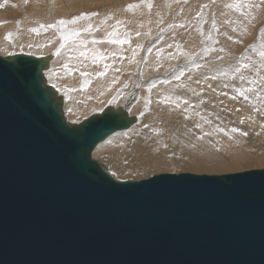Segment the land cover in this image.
I'll return each instance as SVG.
<instances>
[{"label":"water","instance_id":"obj_1","mask_svg":"<svg viewBox=\"0 0 264 264\" xmlns=\"http://www.w3.org/2000/svg\"><path fill=\"white\" fill-rule=\"evenodd\" d=\"M51 57L0 56V264H264V169L118 181L92 157L135 123H69Z\"/></svg>","mask_w":264,"mask_h":264},{"label":"bare ground","instance_id":"obj_2","mask_svg":"<svg viewBox=\"0 0 264 264\" xmlns=\"http://www.w3.org/2000/svg\"><path fill=\"white\" fill-rule=\"evenodd\" d=\"M72 2L69 6H67V8L63 7V5H58V8L56 10L52 9L49 5H41L39 3H34L33 7H40L41 13L39 12L40 14L38 15L37 19H39V21L41 20V23L38 26L34 22H29L27 20V17L22 18L24 20L23 21L24 24L26 25L25 29L27 30L25 31V33L28 34V37L26 36L27 38L24 40L23 44L20 43L21 44L20 47H22L23 45L26 50L32 48L30 49V51L31 50L38 51L39 46L46 44V46H49L48 49L52 50L49 54H45L43 56V58L44 57L52 58L50 60L49 66L43 69L46 84L48 86H51L54 90H56L57 98H62L63 100L62 107H64V110L69 111V113L71 111V119H70V115L69 117L67 116V119L69 123L73 125L76 124L74 123L75 121L73 122V119L74 120L75 118L77 120L80 118L83 119V117L85 118L86 114L87 116L90 115L89 112L90 113L99 112L100 109H102V107H103L102 110H104L106 107H109L110 105L113 106L114 105L113 102H117V100L120 98L121 99L126 98V101H128V99L130 101H134L135 99H137L134 102L137 103L138 99L142 95L147 97L146 95L148 94V91H151L152 95L148 94V96L150 95L154 97L152 98L154 99L153 102L154 103L156 102L154 104L155 108L153 107L155 111H153L154 114L152 113L149 116H147L144 119V121H142V123L145 125V127L148 126L147 129L149 130L151 129L158 134L159 133L162 134L163 137L162 136L161 137L165 140L164 141L165 144L161 146L164 149H162L158 153H155L156 149L154 150V152H152L153 149L150 148L148 145L150 143L151 144L155 143L159 140H154L152 137L148 136L150 133L147 135L146 130L143 129H142L143 131L141 130L142 133L140 132L142 134L141 135L142 137L138 135L139 138L138 137L132 138L131 141H129L131 138L125 141L119 135H116L115 138L110 137L111 139L107 140L105 145L101 146L102 144H100V146L96 148V154L100 155L99 157L107 164L108 168L112 170L113 173L130 176L127 174L133 173L132 170H130L133 165L135 166L139 165L140 167L149 170L155 167L168 165L169 164L167 162L168 159H172V161L177 166L178 165H186L193 167L198 166L202 170L212 169V168H225L228 166H241L244 163H255L260 166H264V133L261 132V130H264V128L261 129V126H257V127L255 126L258 121L264 122V64H262L263 62L252 63V61L249 60L250 58L248 57L249 59L248 58L244 59L245 62L243 61L236 63L234 64V67H229V68L226 67L228 68L227 71H224L223 65H215V64L210 65L208 66L207 70L206 68L205 69L203 68L206 71H202L201 74L199 73L200 76L199 75L197 76L198 79H196L197 77L195 78L194 75L192 77H194L195 80L189 78L191 77L190 75L191 73H190L189 74L190 76L185 81V83L188 82V84L190 85L182 88L178 86L177 82L169 83L166 87L162 86V83L160 82L161 77H157L155 79L154 78L151 79L150 77L145 78L147 77V75L145 74V70H146L145 69L144 74H142L143 71L140 74L141 79H139L134 86L131 82L132 81L131 77L133 75L132 71L134 70V68H132L133 67L132 65L135 64L136 60L138 62H142L143 65H145L147 61L145 60L140 61V59L138 58V54L132 51L133 48H131L129 44L120 45L119 43H116L121 41L132 43L127 33L121 32L120 34H116L114 30L115 23L117 21L122 22L123 18L107 17L108 12H110L113 8L117 9L121 0H103L98 5H96V7H92V5H90L89 3H85V4L80 3L79 6H76L75 3ZM193 2L197 3L198 1L193 0ZM126 6L127 5H124V7ZM13 8L12 10H16ZM17 8L19 9L21 8V6L17 5ZM132 8L133 7H131L130 9ZM253 8L255 7H252L251 9ZM68 9L72 11L73 10L76 11L80 9V11H78L80 14H82V12L87 13V16H85V18L89 17L93 12H97L99 13V16L94 18L98 21V23L97 21L96 22L88 21L84 18L81 19L80 22L78 23L67 24L68 28L65 25H59V24H58L59 27L58 28L56 27L57 29H53L55 27L53 28L47 27V25L50 24L57 25V22L59 21L57 17H59L58 15L60 14L64 17H68L66 21H70L71 19L69 18L70 14H68L69 13ZM104 11H108V12L106 13ZM248 11L250 12V10ZM254 11L256 10H253V12ZM80 14L77 16H81ZM35 15L36 14H34V17ZM3 17L4 15L0 13V19H2ZM145 17H146L145 19L148 20L147 19L148 17L147 16ZM180 23L187 24V25L184 24L185 32H186L185 34L187 35L194 34L192 33V31L188 29L190 23V19L188 16L182 18L180 20ZM41 25H44L45 27L41 28L40 27ZM89 27H92L90 33H97V30L100 29L101 31L99 33L100 37L99 35H96L95 37L91 38V41L83 42L82 39L79 38L77 35H73V33H79L81 31H83V33L89 32L88 31ZM34 28L37 29V31H35L36 34L34 33V31H31V29ZM45 31L49 32V34L46 35ZM43 32H45L44 33L45 35L43 34ZM173 34L176 35L175 33H172L171 35L169 34V36H167L169 37V39L167 38L165 39L167 42L166 45L169 46V49H171L169 43H173V44L175 43L172 39H170ZM65 37H67V39H65ZM188 37L190 38V36ZM7 39H10L11 41L12 37H7ZM2 41H3V45L1 46L8 45L6 42L8 40H4L3 38ZM52 41L56 42L54 46L52 45ZM96 41H103L106 42L107 44L104 45L103 47L96 46L95 45ZM155 41L158 42L157 40ZM32 43H34L35 45L32 46L31 45ZM96 44L98 43L96 42ZM61 45H63V47H61ZM166 45L165 48L167 47ZM8 47L10 46L8 45L7 47H4L5 50L3 49L2 50L4 52H7L9 51ZM112 49H119L121 52H124V56L128 64V67L125 68L128 70V72L122 70V67L119 65V63L122 66L125 65V62L122 61V58L121 60L120 59L118 60L117 65H114L112 58L105 53L106 50H112ZM197 50H194L195 52L193 53H196ZM168 52L166 53L169 54ZM24 53L26 52L20 54H24ZM81 53H84V55H81ZM8 55L9 56L16 55V51L15 53L13 54L10 53ZM35 56L37 57V55ZM100 57H103V59H100ZM187 59L185 60L187 61ZM244 65H247V67H244ZM181 66L182 65L179 66L178 64L174 70L179 69V72H182V71H187L191 67L188 66L186 68H183ZM73 69H76L79 72L78 74L75 72L74 73L77 74L78 76L80 75V77L76 78L74 76L75 74H73ZM237 69H239V71H237ZM135 70H137V67ZM123 73L128 75L131 74V75H129V77H127L126 80L124 79L122 80L121 78H126L123 77ZM207 75H209L210 79L207 77ZM241 77H243V79H241ZM131 84L133 87H131L129 91H126L128 89H126L127 87L125 88V86H129ZM192 84L193 87H191ZM57 86H60V88ZM137 86L140 88L144 86L145 88L143 89L145 90L141 91L142 90L141 89L139 93H136L137 90H135V88ZM146 89L148 90L147 92ZM215 89L227 95L226 97L225 95L223 96L227 98V100L224 98V100H226L227 102H228V94L231 95V97L234 98V100H232L229 103H226L225 105L223 104L224 105L223 107H221L220 105L218 106L216 104V107H218L216 109V107H213V103H212L215 102L214 98L216 94H212L213 90ZM249 89L251 90L249 91ZM241 91H243L244 93L243 95H241ZM219 95L216 97L218 98ZM244 96H247V99H245ZM123 100L124 99L121 100V103L123 102ZM203 100L207 101V104L200 105L199 103ZM218 101H220L219 98ZM142 102L141 104H143ZM227 104H229L230 106H226ZM238 106H241L242 111L244 110L243 114L245 113L244 115L246 116V119L250 124L248 123L249 124L248 126H236V128H233L234 124L232 123V121L239 120L240 115L233 116L229 121L224 116V114H228L230 110L231 112L229 113L231 115L238 114V111H236L239 108ZM193 112L195 113V115H192ZM129 115L133 117V115L131 114ZM135 117H136V121H135L136 123L140 119V115L137 114ZM186 128L191 129V133L190 132L186 133ZM239 128L244 132H246L249 138L253 142H255L259 146V148H262V155H260L259 158H256L255 156L254 158L253 155L251 156V154H247L244 151H241L242 149H239L238 147L239 144L236 145V141L240 143L239 140L240 137L234 134L233 129L237 130ZM219 132H225L228 135L229 134L233 135V139L231 142H227L226 139H223L224 144L220 146L221 150L224 151L228 150V152L225 153H229L228 155L229 159H222L219 156H217L222 154L221 153L217 154L213 149V146L211 145L212 146L211 147L209 145L210 143L204 138V135L218 136L220 134ZM163 139H161V141ZM129 142L130 144H128ZM122 144L126 145L133 154V159L131 163H126L124 160L123 157L124 150L122 148L123 147ZM165 155H167L168 158ZM126 176H122V177H126Z\"/></svg>","mask_w":264,"mask_h":264},{"label":"rangeland","instance_id":"obj_3","mask_svg":"<svg viewBox=\"0 0 264 264\" xmlns=\"http://www.w3.org/2000/svg\"><path fill=\"white\" fill-rule=\"evenodd\" d=\"M72 1L73 0H70V1L69 0H64V1L63 0L62 1L60 0H35V1L34 0H31V1L30 0H5L3 1L2 0L0 1V9H2L0 10V13L4 15V17L0 19V32H1L0 34V48H1L0 56L10 57L8 54L10 53L13 54L15 53V51H16V54L26 52L24 54L31 55L34 57H36L35 55H37L38 58H43L45 54H49L52 50H49L48 49L49 46H46V44L39 46L38 51H34V50L30 51V49L32 48L26 50L23 45L22 47H20V45L23 44L24 40L28 37V34L25 33V31L27 30L25 29L26 25L24 24L23 22L24 20L22 18L27 17V20L29 22H34L36 23V25L39 26V24L41 23V20L39 21V19L37 18H38V15L41 13L40 7H33L34 3H39L41 5H49L52 9L56 10L58 8V5H63V7L67 8V6H69ZM102 1L103 0H75L72 3H75L76 6H79L80 3H84V4L89 3L90 5H92V7H96V5H98ZM128 1L121 0L117 9L113 8L110 12L108 11H104V12L106 13L108 12L107 17L109 18H116V17L123 18L122 22L117 21L115 23L114 30L116 34H120L121 32L127 33L130 41L132 42V43H128L125 41H121V42H116V43H119L120 45L129 44L131 48H133L132 51L138 54V58L140 59V61H144V60L147 61V63L143 65L142 62H138L136 60L137 61V62L135 61L136 66L135 64L132 65L133 66L132 68H134V70L132 71L133 75L131 77L132 79L131 82L134 86L137 83V81L141 79L140 74L142 71H143L142 74H144L145 69H146L145 74L147 75V77L143 75L145 78L150 77L151 79L152 78L155 79L157 77H161L160 82L162 83V86L166 87L169 83L177 82L178 86L182 88V87H187L188 85H190L188 84V82L185 83V81L188 79L190 75L191 77L189 78L195 80V78L199 75V73L201 74L202 71H206L208 66L210 65H214V64L223 65L224 71H227L229 67H234V64L243 62L244 59L248 57L250 58L248 59L251 60L252 63L253 62H258V63L263 62L262 64H264V57L260 56V53L264 51V0H197L198 1L197 3L193 2V0H128ZM123 4L127 5L126 6L127 8L124 7ZM234 4L238 5V7H228L227 6V5H234ZM17 5L21 6V8H19L20 10L17 8ZM130 5L134 7L130 9L129 8ZM10 6L11 7L13 6L14 8L13 7L12 8L16 9L17 11L12 10ZM252 7H255V8L251 9ZM248 10H250V12ZM253 10H256V11L253 12ZM68 11H69L68 14H70L69 18L71 20L75 17H78L77 15L80 14L78 12L80 11V9L76 11L74 10L72 11L68 9ZM34 14L37 15V17L35 15L36 18L34 17ZM82 14L84 16H87V13L82 12ZM5 16H6V19H5ZM58 16L59 17L57 16L56 17L59 20H66L68 18V17L62 16L61 14ZM98 16H99V13L93 12L89 17L85 19L88 21L96 22L97 20L94 17H98ZM145 16L148 17L147 18L148 20L145 19L146 18ZM185 16L189 17L190 23H189L188 29L192 31V33L194 34H191V35L185 34L186 33L185 25L187 24L180 23V20L184 18ZM80 20H78L77 23L80 22ZM65 26L68 28V25H65ZM56 27L57 28L59 27L58 23ZM56 27L53 29H57ZM91 28L92 27H89L88 29L89 32L83 33V31H81L77 34V36L81 38L83 42L91 41V38L95 37L96 35H99L100 37V34H99L101 32L100 29L97 30V33H90ZM47 31H45L46 33L43 32V34L44 33L46 35L49 34V32ZM172 33H175L176 35L173 34L170 39H172L175 43L174 44L169 43L171 46V49H169V46L166 45L167 42L165 39L166 38L169 39V37L167 36H169V34L171 35ZM9 34H11L10 37H12L11 41L10 39L6 38V37H9ZM188 36H190V38ZM3 38L4 40H8L6 42L11 47V48L8 47L9 51L7 52H4L3 50H5L4 47H7L8 45L1 46L3 45V41H2ZM155 40H157L158 42H156ZM96 42L98 44H96ZM96 42H95V45L101 46V47L107 44L106 42H103V41H96ZM55 43L56 42L52 41L53 46L55 45ZM31 45L33 46L35 44L32 43ZM165 45L167 46L166 48H165ZM221 49H223V51H221ZM194 50H197V52L193 53L195 52ZM166 52H168L169 54H167ZM105 53L112 58L114 65H117L118 60L119 59L121 60L122 58V61L125 62V65L122 66L120 63L119 65L122 67V70H124L125 72H128V70L125 68V67H128V64L124 56V52H121L119 49H112V50H106ZM187 58L190 60H188ZM185 59H187V61ZM178 64L179 66L182 65L181 67L183 68H186L188 66H191V67L187 71L179 72V69L174 70ZM197 65H199V67H197ZM136 67H137V70H135ZM203 68L204 69L206 68V70H204ZM165 71L167 72L168 75L166 74ZM168 71H171V72H168ZM74 72L77 74L79 73L76 69H73V74H75ZM77 74H75L74 76L76 78L80 77V75L78 76ZM129 75L123 73V77H126V78H121V79L126 80L127 77H129ZM164 75H167V76H164ZM193 75L195 78L192 77ZM207 77L210 79L209 75H207ZM196 79H198V77ZM132 84L129 86H125V88L127 87L126 89L128 90H126L125 88L124 89L126 91H129L131 87H133ZM57 87L60 88V86H57ZM191 87H193V84ZM143 88L145 87L142 86L140 88L137 86L135 88V90H137L136 93H139L141 89H142L141 91H144L145 89ZM147 91L148 90L146 89V92ZM148 94L152 95L151 91H148ZM148 94L146 95L147 97L142 95L138 99L137 103H134L137 99H135L134 101H130L128 99V101H130L128 102L126 101V98H122L124 99L122 103H121V100H122L121 98L118 99L119 101L117 100V102H113L114 104L113 106L115 107L121 106L125 110H127V112H129L128 114H131V115L136 116L138 114L140 115V119L136 123L132 124L130 128H128L127 130L116 132L115 135L109 136L106 140L103 141L104 143L103 142L99 143L96 146V148L100 146V144H102L101 146L105 145L107 140L111 139L110 137L115 138L116 135H119L125 141L128 140L129 138H131L129 140L131 141L132 138H135V137L139 138V136L142 135L141 134L142 131L146 130L147 135L150 133L148 136L152 137L154 140H159L157 141L158 143L155 142V143H152L153 145L151 143L148 145L150 148L153 149L152 152H154V150L156 149L155 153H158L162 149H164L162 146L165 144L164 142L165 140L162 138L163 137L162 134L161 133L158 134L154 132V130L147 129L148 126L145 127V125L142 123V121H144V119L147 116H149L150 114L153 113V111H155L154 104L156 102L155 103L153 102L154 97L150 95L148 96ZM212 94H216V96H218L219 94L221 95V96L219 95L218 97L220 101H218V98L214 95L215 102H212L213 107H216V104L218 106L220 105L221 107H223L226 103H229L232 100H234V98H232L231 95L228 94V102H227L226 101L227 98H225L227 95L216 89L213 90ZM224 95L225 97H223ZM224 98L226 100H224ZM141 102L145 105L141 104ZM199 104L200 105L207 104V101L203 100ZM226 106H230V105L227 104ZM238 107H237L238 109L236 110L238 111V114L231 115L229 113L231 112V110L228 112V114H224V116L229 121L231 120L233 116L240 115L239 120L232 121V123L234 124L233 128H236V126H248L250 124L248 120L246 119V116L244 115L245 113L243 114L244 110L242 111L241 106H238ZM217 108L218 107H216V109ZM102 109H100L99 112H93V113L89 112V114L91 116L93 114H97V113L99 114L103 111ZM62 110H63V114L66 120L68 121L67 116L69 117V115L71 119V111L69 113V111L64 110V107H62ZM90 115L87 116L86 114L85 118L84 117L83 119L80 118L78 119L79 121L75 118V120L73 119V122L75 121L74 123L78 124L84 121V119L85 120L88 119ZM192 115H195V113L193 112ZM140 125L142 126L144 125V126L142 127ZM255 126L256 127L261 126V129H263L264 122L258 121ZM137 127H138V130H137ZM189 132L191 133V129L186 128V133H189ZM261 132L264 133V130H261ZM219 133L220 134L218 136L204 135V138L210 143L209 144L210 146L211 145L213 146V149L215 150L217 154H220V153L222 154V155H217V156H219L222 159H229L228 158L229 153H225V152H228V150L227 151L221 150L220 146L224 144L223 139H226L227 142H231L233 139V135L232 134L228 135L225 132H219ZM234 134L240 137L239 139L240 143L236 141V145L239 144L238 147L239 149H242L241 151H244L247 154H251V156L253 155V157L255 156L256 158H259L260 155H262V148H259V146L249 138L246 132H244L243 130L239 128L236 131H234ZM161 139L163 140L161 141ZM128 144H130V142ZM122 146L124 150L123 157H124L125 162L131 163L133 159L132 152L129 150V148L126 145L122 144ZM96 148L92 152V157L95 160H98L101 164H103L106 167V169L111 173V175L114 176L118 181H139V180L150 178L153 175H160V174H166V173H172V174L193 173V174H199V175H223V174H229V173L244 172V171H249V170L264 169V166H260L255 163H244L241 166H228L225 168H212V169L202 170L198 166L196 167L186 166V165L177 166L172 161V159H168L167 160V162L169 163L168 165L155 167L149 170L143 167H140L139 165L138 166L133 165L130 169L132 170L133 173L127 174L130 176H126V175L113 173L112 170L108 168L107 164L99 157L100 155L96 154ZM165 156L167 157V155ZM122 176H126V177H122Z\"/></svg>","mask_w":264,"mask_h":264},{"label":"snow or ice","instance_id":"obj_4","mask_svg":"<svg viewBox=\"0 0 264 264\" xmlns=\"http://www.w3.org/2000/svg\"><path fill=\"white\" fill-rule=\"evenodd\" d=\"M228 7H238V5H227ZM130 8L131 7H134V6H132V5H130L129 6ZM85 18V16L82 14L81 16H78V17H75V18H73L72 20H70V21H66V20H59L57 23L59 24V25H67V24H75V23H77V21L78 20H80V19H84ZM41 28H44L45 26L44 25H41L40 26ZM47 27H49V28H53V27H56V25H54V24H50V25H47ZM31 31H37V29H31ZM78 33H73V35H77ZM11 36V34H9V37ZM7 38V37H6ZM65 39H67V37H65ZM113 42H115V41H113ZM61 47H63V45H61ZM221 51H223V49H221ZM57 54H59V53H57ZM81 55H84V53H81ZM260 56L261 57H264V51H262L261 53H260ZM100 59H103V57H100ZM197 67H199V65H197ZM244 67H247V65H244ZM237 71H239V69H237ZM241 79H243V77H241ZM251 89H249V91H250ZM244 93H243V91H241V95H243ZM244 98L245 99H247V96H244ZM233 131H236V129H233Z\"/></svg>","mask_w":264,"mask_h":264}]
</instances>
